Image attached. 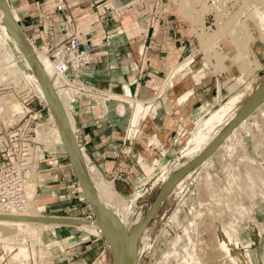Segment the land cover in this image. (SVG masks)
<instances>
[{
    "label": "rangeland",
    "instance_id": "obj_1",
    "mask_svg": "<svg viewBox=\"0 0 264 264\" xmlns=\"http://www.w3.org/2000/svg\"><path fill=\"white\" fill-rule=\"evenodd\" d=\"M162 1L163 10L172 12L173 17L186 26L194 38L193 50L186 55V58L193 56V61L184 63L188 71L183 76H193L199 81L206 73L224 75L223 80L218 82V94L207 102L206 111L196 107L195 117L187 130H180L174 135V150L164 153L162 161H157L156 166L145 167L148 178H156L149 184L147 194L135 201L122 196L114 186L109 196L103 197L99 190L103 178L99 173L91 176L88 160L87 171L76 170L70 149L60 135L62 122L65 121L64 125L69 127L70 117H73L71 99L76 92L85 95L90 90L82 87L84 90H81L65 79L57 81V73L46 75L55 98L60 97L61 90L68 94L63 101L60 100L58 114H53L51 118V105L44 100L45 96L48 97L47 89L35 70L33 74L25 72L26 84L22 81L19 85H0V89L11 88L0 91V96L12 94L22 104L23 111L22 98L27 95L30 100L28 108H32V114L37 117V133L41 123H48L47 126L54 129L50 139L53 141H44L37 134V140L45 145L47 151H54L65 160L63 169L59 165L50 166L53 168L50 171L54 175L53 181L58 182L57 186L69 185L77 190V195L81 194L84 198L81 203H86L84 211L79 213L84 218L61 213L59 205L49 204V196H44V191H48L45 190L47 187L44 188L47 171H39L40 166L35 164L32 174L38 181H34L37 185L32 197L35 198L31 197V200L38 210L36 216H62L68 217L69 221L72 218L80 221L72 220L74 224L67 223L63 227H46L40 237L42 239L34 240L26 236L22 243L25 242L28 257L15 255L19 251V240H12L14 248L10 250L6 247L8 251L0 240V264H70L65 253L73 250L72 246L76 243L75 248L84 246L83 249H93L96 253V259L91 264H117L115 247L122 230V235L129 240L128 247L124 249L125 255L135 253L137 256L127 257L138 264H195L197 260L201 264H216V261L219 264L222 257L215 254L218 253L215 244L219 240L229 245L230 253L236 258L234 264H264V0ZM8 5L11 11L17 12L10 3ZM16 21L18 24V19ZM20 28L30 49L46 52V49L42 50L30 41ZM8 35L0 25V39L5 38L14 57H19L22 52ZM71 80L80 81L78 78ZM155 95L151 106L147 105L151 103L149 101L144 103L138 124L146 115L159 113L158 99H163V93ZM106 97L109 98L108 95ZM112 97L123 99L122 103L133 112L136 97ZM76 146L81 149L78 143ZM175 151L178 152L174 160L166 166ZM37 155L42 156L40 148ZM66 169V174L74 171L75 176L69 179L62 177L60 174ZM200 192H204L202 196ZM162 193L164 196L156 207L155 203ZM97 215L99 218L104 216L101 218L103 221L108 220L103 224L112 223L120 231H114L117 229L113 230L112 224L108 227L106 224L105 228ZM81 221L94 222L97 229L80 228L84 225L80 224ZM111 230L117 232V240L116 233Z\"/></svg>",
    "mask_w": 264,
    "mask_h": 264
},
{
    "label": "crops",
    "instance_id": "obj_2",
    "mask_svg": "<svg viewBox=\"0 0 264 264\" xmlns=\"http://www.w3.org/2000/svg\"><path fill=\"white\" fill-rule=\"evenodd\" d=\"M8 1L17 11L12 10L15 20L35 45L43 47L61 41L68 27L81 31L79 37L91 54L92 63L68 74L71 79H82L84 88L90 90L85 95L76 92L71 99L78 146L88 157L91 176L99 173L100 178L112 182L116 191L129 200L136 201L147 194L156 177L148 178L145 167L156 166L164 153L174 150V135L187 130L196 107L200 109L218 94V82L224 75L206 73L199 81L193 76H176L167 99H158L159 113L141 118L136 130L131 122L132 110L122 103L123 99L112 96L153 98L169 69L193 50L192 33L172 12L163 10V1L63 0L64 12L56 11L59 0ZM177 152L170 156L166 166ZM43 155L38 165L39 171L48 174L44 180L48 191L43 189L44 196H49L48 203L59 205L61 213L84 218L79 215L86 205L81 203L83 196H78L69 185L57 186L53 172L50 173L53 165L63 169L65 160L50 151ZM66 171L62 170L60 175L67 179L75 176L74 171ZM76 244L65 253L68 263L91 264L96 253L83 249L84 246L75 248Z\"/></svg>",
    "mask_w": 264,
    "mask_h": 264
},
{
    "label": "bare ground",
    "instance_id": "obj_3",
    "mask_svg": "<svg viewBox=\"0 0 264 264\" xmlns=\"http://www.w3.org/2000/svg\"><path fill=\"white\" fill-rule=\"evenodd\" d=\"M15 17H16V14H13V12L10 10L8 2L6 0H0V25L2 26V28L7 33L10 34V36L12 38H10V36L8 35L9 38L16 45V47H18L20 49V51L22 52L21 53L22 55H20L19 57H14L10 48L8 47V42L6 40H4L5 38L0 39V85L12 84V83H14L15 85H19V84H21L22 81H24L25 82L24 84H26V82H28V79H27V75L25 72L33 74L36 71L39 74L38 76L41 78L42 83L44 84L45 88L47 89V96L48 97L45 96V98L44 97L43 98L45 101L47 100L49 102V105H51V118H53V116H54L53 114H58L59 107H61L59 105L61 103L60 100H62L63 98H66V95H68V94L67 93L64 94L63 90H61V93L60 94L58 93L60 97L55 98L56 94L53 92L54 90H52L51 83H50V81L47 80L46 75L49 74L52 76V74L56 75V73H57L58 74V75H56L57 81L60 79H65L67 81V83H69V84L76 85V84H80L81 82L79 80H78L79 83L76 80H71L69 78V75H68L69 73L63 74V73L59 72L56 68V64L50 59L48 53L45 52V50L44 51H39V50L34 51V50L30 49V46L25 42L26 40H25V38L21 32L22 31L21 28L18 26V24L15 20ZM42 50H43V48H42ZM192 58H193V56L190 55V58L188 57L179 63L176 62L178 64L174 65L172 68L169 69V71H168L169 73H167L168 75H166V77H165L166 79L164 81H162L163 85L161 86V89L159 91V92L163 93V100L164 101L167 99L168 92L171 91V89L174 86L175 77L180 75V74L183 76L188 71V68L184 67L185 66L184 63H190ZM63 95H65V97ZM117 96L122 97V98H128L130 95L128 94V96L127 95L126 96L117 95ZM155 97H157V95H155ZM155 97L150 98L149 100H145V99L142 100V99H138L137 97H136V99H134L135 100V102H134L135 106L133 109V116H132L131 122H132L133 127L136 128V130L138 127L139 117L141 116V114L144 111V103H146L147 101L151 102L152 100L155 99ZM183 102H184V100L180 101V103H183ZM151 104H152V102L150 104H147V105L151 106ZM145 106H146V104H145ZM207 107H208V104L207 103L204 104L201 107V111L202 112L206 111ZM0 109L3 111L4 115L9 116V119H10V120L8 119L9 121H12V116L14 114L23 112L22 104L19 101H17V99L12 97V94H6V95L0 96ZM154 112H155V110H154ZM202 112H200V113H202ZM13 121H15V119H13ZM70 121H71V123H70L69 127L64 125L65 121L62 122V124H61L62 125V127H61L62 134L60 132V135L63 136L64 141L67 143V145L70 149L71 156H72V159H73L75 166L79 169H83V170L86 169V171H87L86 161L88 160V157L82 149L77 148V146H76L77 141L75 139V133H74V131L76 130L74 118L70 117ZM47 124L41 123L39 125V130H38V134L44 139V141H47L46 139H48V140L52 139L51 137H53V134H54V129H51L50 127H48ZM56 131H57V129H56ZM135 132L136 131H134V133ZM50 141H53V140H50ZM50 143L52 145V142H50ZM50 143H49V145H50ZM34 171H33V173H34ZM87 173H89V172H87ZM87 173H84V176L87 177ZM32 176H33V174H32ZM35 179H36V181H38L37 178H34V176H33L32 180L30 178V182H28V184L26 186L27 199H28L27 208H25L24 210H18L16 208H11L8 211H5L0 206V240H2L3 243H5V248L6 247L8 249L10 248V250H12V248H14V246H12V240H14V239L19 240L20 241V243H18L19 244V251L15 254L16 256L28 257L27 256L29 254L28 249L23 244L25 242L22 243V241H24L27 238L26 236H29L31 239H34V240L42 239L40 237L42 236V234H43L42 232L46 227H49V228L56 227L57 228V227H60L64 224H67V223L74 224L75 222L80 221V220L76 221L75 219L73 220V218H72V220L75 222H73L71 219L69 221L68 217L62 218V216L61 217H56V216L55 217H53V216L52 217H48V216L47 217H44V216L37 217L36 215L38 213V210L35 207V204L32 203V200H31V197L33 196V193H34L36 185H37L34 183ZM201 184H203V183H201ZM199 186H201V185H199ZM112 187H113L112 182L107 181V180H103L102 183L99 184V190L103 193V197L109 196L108 194H110L113 190ZM202 189H203V187H202ZM203 193H201V196ZM163 196H164V193L159 195L157 202L155 203L156 207L158 206V203L161 202V199L163 198ZM32 198H35V197H32ZM103 217H102V219H103ZM39 220H41V221H39ZM106 221H108V220H106ZM76 224L78 225L79 223H76ZM80 224H84V225L80 226V228H83L85 230L86 229L91 230L92 227L96 228V225H95L96 223H94V222L81 221ZM106 224H108V222ZM106 224H103V226L105 225V228H106ZM111 224L112 223L108 224L107 227L109 225L110 226L113 225L112 229L113 230H114V228L117 229L114 231H118V232L120 231V230H118V228L115 227L114 224H112V225ZM97 225H99V224H97ZM113 230H111V231H113ZM114 231L112 233H116V235H115V237H116L117 232H114ZM122 231H120L121 235L123 233ZM134 234H135V232H134ZM121 235H120V237L117 236V238H116V240L118 239V237L120 238V240L117 241V246L115 247L116 248V256H117V262L116 263L117 264H135V263H137V262H134L133 258L130 259L129 257H127V255L128 256L129 255H131V256L136 255L135 253L125 255L124 249H126V247H128L127 244L129 243L128 242L129 240H128V238H126L127 236L125 237L124 235H122V236ZM38 241H41V240H38ZM238 243L239 242H236V245H239ZM215 245L217 246V247L216 246L215 247L217 248L216 250L218 253H215L216 251L214 253L219 254L222 257V258L218 257V258H221V260L219 261L220 262L219 264H221V263L222 264H224V263L225 264H234V261L236 258L233 256V254L230 253L231 249H230L229 245L227 244V242L224 240H219V242ZM137 247H138V245H137ZM7 248H6V250H7ZM127 250H128V248H127ZM43 251L47 254V252H46L47 250L45 251V249H44ZM41 252H42V248H41ZM48 252H49V250H48ZM138 253L141 254L140 252H138ZM136 256H134V258ZM215 258H216V255H215ZM214 260H218V259H214ZM41 262H43V261H41ZM45 263L46 262H44L43 264H45ZM95 264H99V263H95ZM195 264H201V261L197 260ZM216 264H217V261H216Z\"/></svg>",
    "mask_w": 264,
    "mask_h": 264
},
{
    "label": "built area",
    "instance_id": "obj_4",
    "mask_svg": "<svg viewBox=\"0 0 264 264\" xmlns=\"http://www.w3.org/2000/svg\"><path fill=\"white\" fill-rule=\"evenodd\" d=\"M55 8L58 12H64L66 4L63 0H59ZM69 22L72 23L71 19ZM80 34V30L68 27L64 30L61 41L42 47L46 49L50 59L56 64L57 70L63 74L79 71L92 63V56L89 50L83 47ZM84 84L81 79V83L76 86L84 90L82 89ZM8 89L11 88L4 87L0 91ZM22 100L24 111L14 114L12 121L14 116L15 121L13 122L9 121V116L4 115L0 109V137L2 138L0 141V206L5 211L11 208L18 210L27 208L26 186L30 181L35 164L42 162L43 153L47 151L44 148L45 145L37 140L38 133L35 125L37 117L32 114L33 109L28 108L30 100L27 95ZM39 148L42 156L37 155Z\"/></svg>",
    "mask_w": 264,
    "mask_h": 264
},
{
    "label": "water",
    "instance_id": "obj_5",
    "mask_svg": "<svg viewBox=\"0 0 264 264\" xmlns=\"http://www.w3.org/2000/svg\"><path fill=\"white\" fill-rule=\"evenodd\" d=\"M70 151V150H69ZM72 157V156H71ZM76 169H77V167H76ZM79 169V168H78ZM78 173V172H77ZM93 203V202H92ZM97 218H98V220L103 224L104 222H103V220L101 219L102 217H100L99 218V215H97ZM39 221H41V220H39Z\"/></svg>",
    "mask_w": 264,
    "mask_h": 264
}]
</instances>
